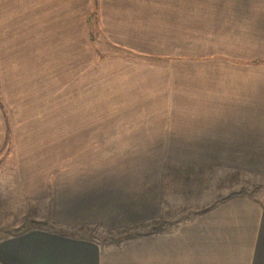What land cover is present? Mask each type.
Returning <instances> with one entry per match:
<instances>
[{
    "label": "crops",
    "instance_id": "crops-1",
    "mask_svg": "<svg viewBox=\"0 0 264 264\" xmlns=\"http://www.w3.org/2000/svg\"><path fill=\"white\" fill-rule=\"evenodd\" d=\"M4 158L0 264H264V0H0Z\"/></svg>",
    "mask_w": 264,
    "mask_h": 264
},
{
    "label": "rangeland",
    "instance_id": "rangeland-1",
    "mask_svg": "<svg viewBox=\"0 0 264 264\" xmlns=\"http://www.w3.org/2000/svg\"><path fill=\"white\" fill-rule=\"evenodd\" d=\"M94 42H97V41H100V44L98 46H101V45H104L105 48H108L109 45L107 44V41L105 40L104 37H102L103 35L99 32L95 33L94 34ZM102 42L104 44H102ZM126 51H118L116 49H98L96 48L94 50V55H95V59L98 60L100 57L102 58V56L104 57V55L106 56V54H111V55H107V56H112V55H115V56H123V54H125ZM133 52V53H132ZM127 56H130L133 54V56H135V51H128V53L126 52ZM138 54V53H137ZM125 56V55H124ZM64 109L62 108V111ZM65 116V114L63 115ZM33 139L37 138L36 136V132L34 134V136L32 137ZM8 165V160L7 158H4L2 160V162L0 163V170H2L3 172L0 173V189L2 188H8L6 187L9 179L5 178L6 176V168L5 166ZM48 165V164H47ZM49 180V186H47V188H49V190L51 191L52 187H53V183H52V178L51 179H48ZM6 184V185H5ZM8 195H5V202L6 203H10L12 201H14L17 197L13 194L10 193V190H8ZM17 200V199H16ZM47 206V203L45 204ZM44 205V206H45ZM11 206V205H10ZM45 206V207H46ZM45 207L43 209V213H45L43 215V213L41 214L42 212V209L38 206L36 208H34V206H31L29 208H25L24 209V212H25V216L27 217V219L25 217H23V219L21 220V218L19 217L20 215L18 214L19 211H21V209L19 208V210L16 209V207L13 209H11L10 207L9 208H6L5 209H0V237L3 236L4 231L5 230H10L12 228H16L18 227L22 222H25V227L28 228L30 227V225H33V226H45L46 228H50L49 226L51 225V223L49 222L50 221V214L48 212L45 211ZM25 219V220H24ZM43 219L44 222H43ZM30 222L32 224H30ZM155 227H146V226H143V228H137V230H134V229H125V231L127 232L128 230H130V232H127V233H131V234H135V233H138V232H141V231H150V230H153ZM125 231L122 232V235L121 237L118 235L117 238H115V240L113 239L112 241H117V243H115V245H117L118 243H120V240L122 237H124L127 233H124ZM103 237H105L104 235H99V239L101 241H105L103 240ZM119 240V241H118ZM100 243V247L102 248L104 245V243L102 242H99ZM108 244V246H113L114 243H111V242H108L106 243Z\"/></svg>",
    "mask_w": 264,
    "mask_h": 264
},
{
    "label": "trees",
    "instance_id": "trees-1",
    "mask_svg": "<svg viewBox=\"0 0 264 264\" xmlns=\"http://www.w3.org/2000/svg\"><path fill=\"white\" fill-rule=\"evenodd\" d=\"M232 194H235V193H232ZM25 220V219H24ZM26 222V221H25ZM25 222H22L18 227H16V228H12V229H10V230H5L4 231V233L5 234H16V233H19V232H22L26 227H25ZM30 224H32L31 222H30ZM31 227L33 226V225H30ZM36 227V226H35Z\"/></svg>",
    "mask_w": 264,
    "mask_h": 264
}]
</instances>
